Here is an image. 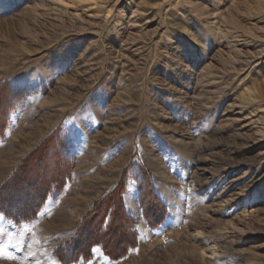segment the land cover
Masks as SVG:
<instances>
[{
	"label": "rangeland",
	"instance_id": "rangeland-1",
	"mask_svg": "<svg viewBox=\"0 0 264 264\" xmlns=\"http://www.w3.org/2000/svg\"><path fill=\"white\" fill-rule=\"evenodd\" d=\"M0 217V264H264V0H0Z\"/></svg>",
	"mask_w": 264,
	"mask_h": 264
},
{
	"label": "trees",
	"instance_id": "trees-1",
	"mask_svg": "<svg viewBox=\"0 0 264 264\" xmlns=\"http://www.w3.org/2000/svg\"><path fill=\"white\" fill-rule=\"evenodd\" d=\"M54 152H55V151H54ZM57 155H58V153H57ZM60 179H61V178H60ZM50 185H51V183H50ZM119 186H120V187H118L117 190H116V193H117L118 198L121 197V196H120V193H121V192H122V193L124 192V187L122 186V184H120ZM111 197H113V196L107 197V200H108L107 202H108V203L105 204V206H103L104 208L107 207V206L110 207V206H109V201L111 200V199H110ZM117 200H118V199H117ZM146 200H147V199H144L143 201L145 202ZM118 201H119V200H118ZM141 202H142V200H141ZM117 207H120V208H121V203H118V206H117ZM150 207H152V206H150ZM110 213H111V212H110ZM126 221H127V220L122 219V222H126Z\"/></svg>",
	"mask_w": 264,
	"mask_h": 264
},
{
	"label": "snow or ice",
	"instance_id": "snow-or-ice-1",
	"mask_svg": "<svg viewBox=\"0 0 264 264\" xmlns=\"http://www.w3.org/2000/svg\"><path fill=\"white\" fill-rule=\"evenodd\" d=\"M177 195H182V194H181V193H177ZM0 219H3V217H0ZM2 232H3V230L0 229V233H2ZM6 247H7L6 244L0 243V255L3 254V251H4V249H5ZM92 251H93L94 253H96V252H99L100 249H99V248H93ZM105 259H107V258L105 257Z\"/></svg>",
	"mask_w": 264,
	"mask_h": 264
}]
</instances>
